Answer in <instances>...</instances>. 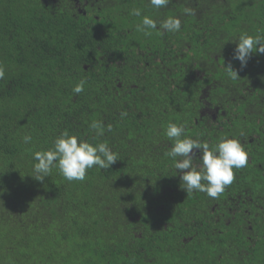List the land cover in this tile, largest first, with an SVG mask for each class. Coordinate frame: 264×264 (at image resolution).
Listing matches in <instances>:
<instances>
[{"label":"trees","instance_id":"16d2710c","mask_svg":"<svg viewBox=\"0 0 264 264\" xmlns=\"http://www.w3.org/2000/svg\"><path fill=\"white\" fill-rule=\"evenodd\" d=\"M95 3L0 0V264H264V232L249 243L232 222L222 242L208 239L218 228L207 220L209 197L180 188L164 135L170 122L202 127L191 118L202 97L229 103L235 122L264 113V54L245 67L233 55L239 34L264 35V0ZM134 8L158 23L177 16L181 29L146 37ZM64 130L107 143L119 159L84 181L55 168L36 180L32 153Z\"/></svg>","mask_w":264,"mask_h":264},{"label":"clouds","instance_id":"9594fccd","mask_svg":"<svg viewBox=\"0 0 264 264\" xmlns=\"http://www.w3.org/2000/svg\"><path fill=\"white\" fill-rule=\"evenodd\" d=\"M169 2L170 0H149L151 7L155 10L166 7ZM130 14L142 16L136 27L146 37L151 36L153 31L157 35H163L178 33L181 29V20L177 16H168L158 23L152 16L142 15L138 8L132 9ZM182 14L193 15L194 10L186 6ZM235 40L238 42L233 55L234 59L240 61L241 67L247 65L248 59L254 52L264 54V35L241 33ZM226 71L232 80L239 78L237 71L232 69L230 63L226 66ZM4 76V68L0 66V79ZM85 83V80L76 83L72 89L73 93L76 95L82 93ZM126 116L127 112H121V118ZM90 128L95 130L97 136L104 135L105 126L102 121H92ZM107 130L112 131V126L108 125ZM164 135L172 142L170 150L165 155L172 160V166L179 174L180 188L187 195L201 192L212 199H218L226 187L233 182V169L247 166L248 153L236 136L219 137L210 145L207 141L186 135V125L174 122L167 124ZM32 139L29 134L21 138L25 145L31 144ZM32 157L34 164L30 175L33 178L43 181L45 177H50L55 168L68 182L84 181L89 169L94 166L107 169L119 159L118 153L114 152L107 143L93 144L80 139L68 130H64L55 137L52 148L34 151Z\"/></svg>","mask_w":264,"mask_h":264},{"label":"flooded vegetation","instance_id":"af4514ba","mask_svg":"<svg viewBox=\"0 0 264 264\" xmlns=\"http://www.w3.org/2000/svg\"><path fill=\"white\" fill-rule=\"evenodd\" d=\"M82 1L75 0L74 6L79 10L80 6H83L82 9L90 5L99 8V3H95L97 0ZM228 104L214 105L210 98L202 97L197 108L198 115L193 114L196 116L191 118L203 125L200 128L187 127L186 135L207 142L213 139L211 144L225 135L241 140L248 153V163L244 169H233L234 182L225 189L221 199L210 198L207 220H212L218 228L208 239L222 242L225 232L232 230L229 226L233 222L240 236L256 244L264 232V113L254 111L243 114V120L235 122L236 115L226 110ZM206 232L207 237L209 227Z\"/></svg>","mask_w":264,"mask_h":264},{"label":"rangeland","instance_id":"374dc122","mask_svg":"<svg viewBox=\"0 0 264 264\" xmlns=\"http://www.w3.org/2000/svg\"><path fill=\"white\" fill-rule=\"evenodd\" d=\"M233 182H234V180H233ZM232 184H230L229 186H227V187H230ZM226 187V188H227ZM224 193V192H223ZM223 193L219 196V198L221 199L222 198V196H223ZM212 199V198H211ZM209 201H210V197H209ZM199 242H202V241H197V243H199ZM252 246H254V245H252ZM252 249H253V247H251V250H249V253L252 255V254H254V253H252ZM221 254H222V252H220Z\"/></svg>","mask_w":264,"mask_h":264}]
</instances>
